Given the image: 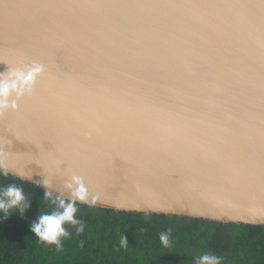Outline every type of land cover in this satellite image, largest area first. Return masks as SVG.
Listing matches in <instances>:
<instances>
[{
  "label": "water",
  "instance_id": "water-1",
  "mask_svg": "<svg viewBox=\"0 0 264 264\" xmlns=\"http://www.w3.org/2000/svg\"><path fill=\"white\" fill-rule=\"evenodd\" d=\"M32 62L33 94L0 117L10 174L264 225V0H0V73Z\"/></svg>",
  "mask_w": 264,
  "mask_h": 264
},
{
  "label": "trees",
  "instance_id": "trees-1",
  "mask_svg": "<svg viewBox=\"0 0 264 264\" xmlns=\"http://www.w3.org/2000/svg\"><path fill=\"white\" fill-rule=\"evenodd\" d=\"M23 188L29 207L23 215L14 210L0 214V264H196L202 254L221 258V264H264V225L222 222L176 214L113 210L78 204L77 219L84 232L65 225L70 236L62 250L46 245L30 225L55 205L44 200L45 190L9 173L0 174V188ZM171 229V246L159 235ZM127 239L120 246L121 237Z\"/></svg>",
  "mask_w": 264,
  "mask_h": 264
},
{
  "label": "clouds",
  "instance_id": "clouds-1",
  "mask_svg": "<svg viewBox=\"0 0 264 264\" xmlns=\"http://www.w3.org/2000/svg\"><path fill=\"white\" fill-rule=\"evenodd\" d=\"M45 67L38 62L14 67L5 73H0V117L8 111H17L19 102L31 96L37 85L38 79L44 74ZM9 169L0 163V174L7 177ZM16 175L24 180H31L32 176L25 172H17ZM45 188L44 200L50 201L55 207L51 212L38 215L30 225L31 232L46 245H54L57 251L62 250V239L70 236L65 225L75 228L77 234L84 232V222L77 219L78 204L94 205L95 198L91 197L82 177L71 175L62 185L59 194L52 191V181L42 180ZM67 193V195H65ZM23 188L16 184H9L0 188V214L6 219L14 210H19L21 215L29 207ZM171 229L159 235L160 243L168 248ZM128 245L126 237L122 236L120 246ZM196 264H221V258L217 255L205 253L197 257Z\"/></svg>",
  "mask_w": 264,
  "mask_h": 264
}]
</instances>
